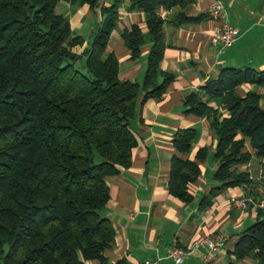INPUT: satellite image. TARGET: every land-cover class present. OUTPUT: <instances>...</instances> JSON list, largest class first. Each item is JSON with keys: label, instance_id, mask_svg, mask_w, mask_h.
<instances>
[{"label": "trees", "instance_id": "trees-1", "mask_svg": "<svg viewBox=\"0 0 264 264\" xmlns=\"http://www.w3.org/2000/svg\"><path fill=\"white\" fill-rule=\"evenodd\" d=\"M61 1L98 8L100 20L86 43L57 11ZM124 1L144 17V30L131 24L120 32L131 58L149 44L141 83L121 79L118 58L107 50ZM191 2L0 0V264H109L103 250L114 242L115 230L101 212L109 198L106 178L131 162L138 95L143 92L142 101L158 98L174 78L160 67L167 22L160 11L177 8V23L197 20L185 15ZM243 83L264 87V70L222 67L203 84L205 98L190 92L183 101L184 111L206 116L216 134L217 184L202 196L203 206L229 186L254 183L255 172L238 165L264 159V91L242 90ZM215 99L218 104H210ZM196 137L195 127H183L171 139L177 153L166 188L183 201L191 199L187 184L200 169L180 154L191 150ZM246 140L251 151L244 149ZM205 153L202 147L196 156ZM259 176L264 187V161ZM231 253L229 264L245 257L264 264V207L256 208Z\"/></svg>", "mask_w": 264, "mask_h": 264}, {"label": "crops", "instance_id": "crops-1", "mask_svg": "<svg viewBox=\"0 0 264 264\" xmlns=\"http://www.w3.org/2000/svg\"><path fill=\"white\" fill-rule=\"evenodd\" d=\"M213 1L192 0L185 15L198 17L193 21L177 23L172 20L177 8L171 12L160 11L167 18L163 26L165 48L160 67L172 72L174 78L158 98L148 97L142 101L143 92L138 95L135 115L130 123L136 138L131 162L106 178L109 198L101 212L115 230L114 242L103 250L109 264H142L146 259L153 260V264H176L166 256L169 246H185L205 235L215 234L223 235L221 246L211 250L198 244L180 264H229L234 260L231 250L239 233L255 217L256 208L236 206L231 198L242 194L254 197L264 194L259 176L263 158L253 157L238 165L256 171L254 183L247 187L229 186L213 196L209 204L201 205L202 196L217 184L213 178L217 166L213 156L216 134L206 116L184 111V98L190 92H198L205 98L203 84L208 78L216 77L222 67L264 70V0H220L225 21L237 29V36L229 45L210 40L217 21L208 17L206 11ZM109 3L111 0H99V6ZM56 9L63 10L74 34L83 36L100 20L98 8L93 11L86 4L74 7L68 4V8L61 4ZM118 12L119 18L110 33L107 50L114 51L118 58L121 79L141 83L149 44L141 46L139 55L131 58L120 32L131 24H138L144 30V17L141 11L129 10L127 1ZM83 45H75L73 49L80 52ZM250 88L264 91L263 86L252 83L240 86L242 90ZM210 104L217 105L218 101L212 100ZM260 104L264 108V99ZM183 127H195L197 131L191 150L180 154L195 161L200 169L196 179L187 184L191 195L189 201L179 199L166 188L170 158L177 153L172 135ZM202 147L206 153L198 159L196 152ZM244 149L251 151L248 140ZM240 263L253 264L249 257L241 259ZM84 264L98 262L86 259Z\"/></svg>", "mask_w": 264, "mask_h": 264}, {"label": "built area", "instance_id": "built-area-1", "mask_svg": "<svg viewBox=\"0 0 264 264\" xmlns=\"http://www.w3.org/2000/svg\"><path fill=\"white\" fill-rule=\"evenodd\" d=\"M206 14L213 20L217 21L213 32L210 35L212 42H220L222 45L231 44L236 36L237 29L235 26L228 24L225 21L223 5L220 0H214L208 7ZM165 17V16H162ZM231 202L236 206H252L254 208L264 207V194L260 197L242 194L240 196L232 197ZM207 246L209 249H215L223 244V235H205L198 240L187 243L185 246L173 244L166 250V256L172 258L176 264L183 262L186 255H188L193 248L198 245ZM154 261L146 259L142 264H153Z\"/></svg>", "mask_w": 264, "mask_h": 264}, {"label": "rangeland", "instance_id": "rangeland-1", "mask_svg": "<svg viewBox=\"0 0 264 264\" xmlns=\"http://www.w3.org/2000/svg\"><path fill=\"white\" fill-rule=\"evenodd\" d=\"M61 4L63 5V6H66V8H68V4L66 3V2H64V1H61V2H59V4H58V6H61ZM72 7H74V6H72ZM63 11V10H62ZM60 12V10H58V12L59 13H63V12ZM87 32V33H86ZM86 33V34H85ZM88 36H89V31L88 30H86L84 33H83V37H84V39L87 41V39H88ZM254 172H256V171H254ZM259 172V171H258ZM253 221V220H252ZM252 221H250V223L252 222ZM250 223H248V224H250ZM247 224V223H246Z\"/></svg>", "mask_w": 264, "mask_h": 264}]
</instances>
